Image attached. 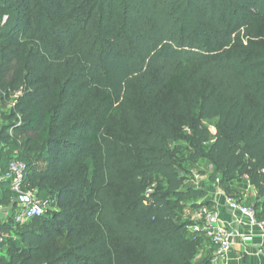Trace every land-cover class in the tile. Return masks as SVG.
<instances>
[{"label": "trees", "instance_id": "trees-1", "mask_svg": "<svg viewBox=\"0 0 264 264\" xmlns=\"http://www.w3.org/2000/svg\"><path fill=\"white\" fill-rule=\"evenodd\" d=\"M0 7V107L18 93L0 124V170L18 155L25 190L59 201L26 229L0 225V264H214L196 261L214 246L183 220L207 193L184 187L181 140L222 185L247 178L264 220V0Z\"/></svg>", "mask_w": 264, "mask_h": 264}, {"label": "rangeland", "instance_id": "rangeland-1", "mask_svg": "<svg viewBox=\"0 0 264 264\" xmlns=\"http://www.w3.org/2000/svg\"><path fill=\"white\" fill-rule=\"evenodd\" d=\"M1 3V0H0ZM9 12H7L3 7H0V24L5 23L6 19L8 18ZM259 38L256 40L257 42L261 43L264 46V21L262 23L260 32H259ZM264 48V47H263ZM1 50V49H0ZM264 50V49H263ZM18 93H13L10 95L8 100L1 101V107H0V124L6 121V118L8 114L10 113L13 103L17 97ZM1 97V93H0ZM215 122L216 120H206L205 123L209 126L212 135L215 134ZM177 145L179 146L180 150L182 149L185 154L183 157L180 155V150L176 153V156L178 158V164L180 168L181 174L185 178V184L184 187H193L201 190L206 191V196L199 199L197 201L196 208H186L183 212V220L186 221L190 228L195 230L197 232V235L199 236L202 234L201 229L203 228L202 220L199 219L197 216V211L202 206L216 205L217 201L221 202L222 200L225 201V204L228 206L227 198H234L235 200L239 201L240 203H247L248 205H253L257 211V213H262V200L258 198L256 195V192L254 188L249 183V180L245 177L236 175L235 178L227 183L222 185L219 181V179L214 180L213 174H214V168L210 164L207 158L202 157L198 161H192L190 159H187L188 156L192 153V148L190 145V142L188 140H181L177 143H171V145ZM3 146V145H1ZM35 191V190H34ZM36 192V191H35ZM210 206V208H212ZM59 209V201L58 196L56 194H53L51 200H49V206L46 210V213L51 214L52 212ZM33 221H26L22 223L18 229H26L32 224ZM199 228V230H197ZM14 233V232H13ZM13 233H9L8 237L13 236ZM210 247V245H208ZM209 247L205 246V249L201 251V253L198 255L196 261L199 262L202 259H204L206 256H212L215 258L214 251L210 250ZM1 254L8 255V251L4 249L0 250ZM230 259V254L227 258L221 259L220 263L218 264H227Z\"/></svg>", "mask_w": 264, "mask_h": 264}, {"label": "built area", "instance_id": "built-area-1", "mask_svg": "<svg viewBox=\"0 0 264 264\" xmlns=\"http://www.w3.org/2000/svg\"><path fill=\"white\" fill-rule=\"evenodd\" d=\"M12 132L10 130L11 134ZM26 176V164L19 159L18 155L10 159L4 172L1 171L0 189L2 184L7 182L11 192L16 196L14 201H16L17 206V210H13L12 207L5 212V222L10 217H13L14 223L22 224L46 214L49 200L38 198L35 191L25 190ZM227 202L231 210L238 212L241 215V219L245 220L249 226L258 227L264 236V220L258 218L257 211L253 205L240 203L234 198H227ZM197 216L202 220L203 224L201 233L215 247V258H227L232 250L234 239L238 236V231L235 228L223 225L218 212L209 206L199 208ZM6 237L7 234L5 232H0V246L4 245Z\"/></svg>", "mask_w": 264, "mask_h": 264}, {"label": "crops", "instance_id": "crops-1", "mask_svg": "<svg viewBox=\"0 0 264 264\" xmlns=\"http://www.w3.org/2000/svg\"><path fill=\"white\" fill-rule=\"evenodd\" d=\"M1 145L0 141V153ZM8 186L2 185L0 189V225L6 220L5 212L13 207L11 202L16 200L15 195L10 197L4 195L5 188H8ZM14 202L16 203V201ZM211 207L218 212L223 225L230 226L238 231L227 264H264V236L261 234V230L258 227L249 226L245 220L241 219V215L231 210L223 200L221 202L217 201L216 205ZM14 210H17L16 204ZM2 247L0 246V248ZM209 249L211 250L210 247ZM212 251L215 253V247ZM220 262V258H214V264Z\"/></svg>", "mask_w": 264, "mask_h": 264}, {"label": "water", "instance_id": "water-1", "mask_svg": "<svg viewBox=\"0 0 264 264\" xmlns=\"http://www.w3.org/2000/svg\"><path fill=\"white\" fill-rule=\"evenodd\" d=\"M0 176H1V171H0Z\"/></svg>", "mask_w": 264, "mask_h": 264}]
</instances>
